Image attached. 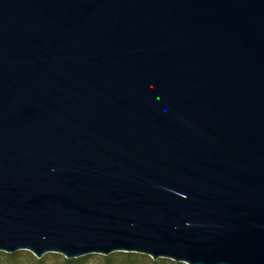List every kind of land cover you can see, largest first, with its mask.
<instances>
[{
	"label": "water",
	"instance_id": "95a60500",
	"mask_svg": "<svg viewBox=\"0 0 264 264\" xmlns=\"http://www.w3.org/2000/svg\"><path fill=\"white\" fill-rule=\"evenodd\" d=\"M264 264V0H0V253Z\"/></svg>",
	"mask_w": 264,
	"mask_h": 264
},
{
	"label": "trees",
	"instance_id": "16d2710c",
	"mask_svg": "<svg viewBox=\"0 0 264 264\" xmlns=\"http://www.w3.org/2000/svg\"><path fill=\"white\" fill-rule=\"evenodd\" d=\"M26 258L27 264H88L91 259H98V264H177L168 260L152 261L149 257L136 254L115 253L108 257H97L96 255L83 257L76 260H66L59 255H46L37 260L30 253L18 252L13 255L0 253V264H23Z\"/></svg>",
	"mask_w": 264,
	"mask_h": 264
},
{
	"label": "rangeland",
	"instance_id": "374dc122",
	"mask_svg": "<svg viewBox=\"0 0 264 264\" xmlns=\"http://www.w3.org/2000/svg\"><path fill=\"white\" fill-rule=\"evenodd\" d=\"M22 253H28V252H22ZM97 257H100V256H97ZM28 261H26V258L22 261L23 264H27ZM99 261L98 259H91L88 264H98Z\"/></svg>",
	"mask_w": 264,
	"mask_h": 264
}]
</instances>
